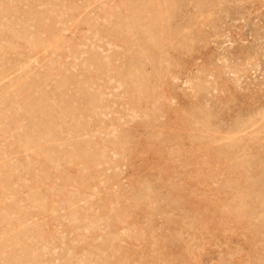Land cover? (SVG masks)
<instances>
[{
    "label": "rangeland",
    "instance_id": "374dc122",
    "mask_svg": "<svg viewBox=\"0 0 264 264\" xmlns=\"http://www.w3.org/2000/svg\"><path fill=\"white\" fill-rule=\"evenodd\" d=\"M11 259L264 264V0H0Z\"/></svg>",
    "mask_w": 264,
    "mask_h": 264
},
{
    "label": "bare ground",
    "instance_id": "6f19581e",
    "mask_svg": "<svg viewBox=\"0 0 264 264\" xmlns=\"http://www.w3.org/2000/svg\"><path fill=\"white\" fill-rule=\"evenodd\" d=\"M55 17V16H54ZM15 27V26H14ZM30 28V27H29ZM156 39V38H155ZM47 43V42H46ZM72 52V51H71ZM66 71V70H65ZM103 75V74H102ZM96 79V78H95ZM94 85V84H93ZM28 109V108H27ZM17 112V111H16ZM55 113V112H54ZM76 115V114H75ZM131 116V115H130ZM147 118V117H146ZM50 122V121H49ZM73 132V131H72ZM75 137V136H74ZM30 140V139H29ZM69 145V144H68ZM98 156V155H97ZM85 157V156H84ZM50 158V157H49ZM76 158V157H75ZM89 160V159H88ZM50 163V162H49ZM53 163V162H52ZM215 213V212H214ZM229 214V213H228ZM239 216V215H238ZM241 217V216H240ZM251 224V223H250ZM32 246V245H31ZM12 254V253H11ZM41 256V255H40ZM19 257V256H18ZM13 262V260L11 259ZM7 262V261H6ZM1 263V262H0ZM12 264H17V262H13Z\"/></svg>",
    "mask_w": 264,
    "mask_h": 264
}]
</instances>
